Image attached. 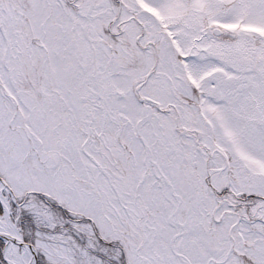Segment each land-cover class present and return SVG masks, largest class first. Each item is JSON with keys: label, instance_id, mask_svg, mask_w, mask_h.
Masks as SVG:
<instances>
[{"label": "snow or ice", "instance_id": "1", "mask_svg": "<svg viewBox=\"0 0 264 264\" xmlns=\"http://www.w3.org/2000/svg\"><path fill=\"white\" fill-rule=\"evenodd\" d=\"M0 264H264V0H0Z\"/></svg>", "mask_w": 264, "mask_h": 264}]
</instances>
